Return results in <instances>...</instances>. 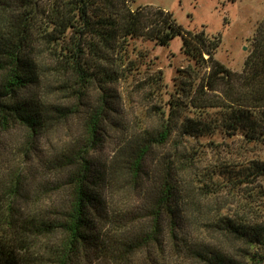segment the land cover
<instances>
[{
	"label": "trees",
	"instance_id": "1",
	"mask_svg": "<svg viewBox=\"0 0 264 264\" xmlns=\"http://www.w3.org/2000/svg\"><path fill=\"white\" fill-rule=\"evenodd\" d=\"M144 36L160 46L180 36L190 63L171 89L160 72L143 84L158 85L148 98L151 125L133 128L107 92L95 103L86 94L89 85L116 82L107 57L123 64L129 40ZM218 45L167 10L133 9L129 0H0V137L22 131L18 153L0 155V264H27L31 249L47 248L42 237L55 233L63 236L62 264L98 243L115 260L136 249L160 257L166 245L207 264L255 260L200 239V197L211 203L225 187L264 179L255 152L264 144V19L241 72L214 57ZM118 130L120 143L102 155ZM44 136L47 148H35ZM212 218L234 242L264 245L263 221Z\"/></svg>",
	"mask_w": 264,
	"mask_h": 264
},
{
	"label": "rangeland",
	"instance_id": "2",
	"mask_svg": "<svg viewBox=\"0 0 264 264\" xmlns=\"http://www.w3.org/2000/svg\"><path fill=\"white\" fill-rule=\"evenodd\" d=\"M129 5L133 9L139 5L163 8L170 12L184 29L194 32L203 31L208 37L216 38L219 40V45L214 57L236 72L242 71L244 62L252 49L255 31L264 19V0H129ZM128 49L123 64L117 58V54H111L106 59L113 62L111 67L119 76L118 80L108 85H89L86 101L95 103L98 95L107 92L113 108L117 109L121 119L133 128H140L151 122L152 115L148 113L150 105L148 98L149 93L158 86L143 84L150 78L152 80V76L160 72L163 74L166 86L171 89L174 79L179 74V69L185 68L190 62L182 53L180 36L170 40L166 46L155 44L153 40L145 36L130 39ZM203 56L207 58L208 54L204 53ZM208 64L210 62L205 65ZM202 71L208 72L209 67L203 66ZM98 87H103L101 92ZM152 96L154 97L152 101H155V96H157L155 92L154 95L151 94ZM70 120L76 123L78 118L75 116ZM120 131L108 133L103 144L104 148L100 151L102 155L112 154L114 147L120 143L122 135ZM59 134L62 133H58L57 136ZM21 140L22 131L18 128H11L3 134L0 137L1 158L5 159L6 155L12 154V151L18 153L17 148L21 146ZM47 142L45 136L41 137L38 143L36 141L35 148L45 149ZM253 152L249 151L248 157L252 156ZM255 152L264 160V144L259 145ZM25 159L27 164L32 160L30 156ZM219 193L216 201L211 203L206 201V197H200L203 216L200 239L206 243L210 242L216 248H227L232 254L248 251L255 255V260L248 257L246 263L264 264V245L248 248L244 244L236 243L221 234L213 223L211 225L206 220L207 215L215 219L216 215L222 212L246 217L254 222H264V179L259 178L252 183L246 182L230 188L225 187ZM137 203V201L133 203V209H137ZM138 215L139 212L136 217ZM42 240L47 248L43 249L42 245L32 248L27 264H62L57 259L61 254L60 251L63 250L62 234L43 236ZM38 243L41 244L39 241ZM98 244H87L75 254L68 253L63 264H207L204 259L191 257L185 250L169 251L166 248L167 245L160 257H156L152 252L150 254L136 249L128 254L127 258L115 260L111 254L105 256Z\"/></svg>",
	"mask_w": 264,
	"mask_h": 264
}]
</instances>
